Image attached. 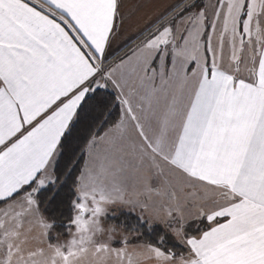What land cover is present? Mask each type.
Wrapping results in <instances>:
<instances>
[{
  "label": "snow or ice",
  "instance_id": "1",
  "mask_svg": "<svg viewBox=\"0 0 264 264\" xmlns=\"http://www.w3.org/2000/svg\"><path fill=\"white\" fill-rule=\"evenodd\" d=\"M144 7L0 0V264H264V0Z\"/></svg>",
  "mask_w": 264,
  "mask_h": 264
},
{
  "label": "trees",
  "instance_id": "2",
  "mask_svg": "<svg viewBox=\"0 0 264 264\" xmlns=\"http://www.w3.org/2000/svg\"><path fill=\"white\" fill-rule=\"evenodd\" d=\"M114 118H118V113H115L114 114ZM68 189L66 188L64 190V192L61 193L60 195V199L65 201L66 203V198L68 196ZM121 221H124L126 224H128L129 226H131V224H134L135 221L134 219H132V217L130 216H125L124 214V211L123 210H119L117 213H116V218L115 219H111L109 222L110 223H115V224H120Z\"/></svg>",
  "mask_w": 264,
  "mask_h": 264
},
{
  "label": "crops",
  "instance_id": "3",
  "mask_svg": "<svg viewBox=\"0 0 264 264\" xmlns=\"http://www.w3.org/2000/svg\"><path fill=\"white\" fill-rule=\"evenodd\" d=\"M166 2L167 0H145V7L142 16L150 17L155 15L159 11L160 6Z\"/></svg>",
  "mask_w": 264,
  "mask_h": 264
},
{
  "label": "rangeland",
  "instance_id": "4",
  "mask_svg": "<svg viewBox=\"0 0 264 264\" xmlns=\"http://www.w3.org/2000/svg\"><path fill=\"white\" fill-rule=\"evenodd\" d=\"M119 210H121V209L117 208V209H115V212L117 213Z\"/></svg>",
  "mask_w": 264,
  "mask_h": 264
}]
</instances>
